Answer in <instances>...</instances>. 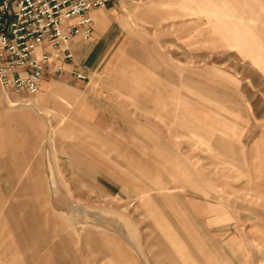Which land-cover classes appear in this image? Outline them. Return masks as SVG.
<instances>
[{
    "label": "rangeland",
    "instance_id": "obj_1",
    "mask_svg": "<svg viewBox=\"0 0 264 264\" xmlns=\"http://www.w3.org/2000/svg\"><path fill=\"white\" fill-rule=\"evenodd\" d=\"M102 14L115 45L83 85L57 71L35 96L0 91V117L15 102L44 128L41 149L28 130L13 141L8 172L35 160L60 193L73 264H264V0Z\"/></svg>",
    "mask_w": 264,
    "mask_h": 264
},
{
    "label": "crops",
    "instance_id": "obj_2",
    "mask_svg": "<svg viewBox=\"0 0 264 264\" xmlns=\"http://www.w3.org/2000/svg\"><path fill=\"white\" fill-rule=\"evenodd\" d=\"M116 3L117 0L108 8L113 9ZM90 16L93 20L92 36L89 39L76 37L71 46L72 59L65 63L55 62L46 75L58 71L66 81L74 80L83 85L109 58L115 45L111 39L114 34L113 22L104 18L102 9L92 10ZM58 65H62L60 70L55 69ZM76 73L84 75L85 79H77ZM15 106L17 104L11 102L9 115L0 117V143L4 146V151L0 153L2 172L11 169L13 158L18 155V148L13 147V141L18 143L17 140L26 130L38 141L35 146L41 149L43 123L33 117L30 109H13ZM80 107L83 108L82 114H85L84 106ZM25 161L22 159L18 162L15 174L8 172L10 178L13 177L14 192L0 204V264H73L72 229L62 225L58 219L60 213L56 209H50V205L60 204L57 201L60 193L55 186L45 184L35 160ZM59 248L64 249L60 251ZM62 251H66V254L62 255Z\"/></svg>",
    "mask_w": 264,
    "mask_h": 264
},
{
    "label": "built area",
    "instance_id": "obj_3",
    "mask_svg": "<svg viewBox=\"0 0 264 264\" xmlns=\"http://www.w3.org/2000/svg\"><path fill=\"white\" fill-rule=\"evenodd\" d=\"M114 1L0 0L1 91L21 99L40 93L50 67L72 59V41L92 36L90 12ZM75 77L85 79L79 73Z\"/></svg>",
    "mask_w": 264,
    "mask_h": 264
}]
</instances>
